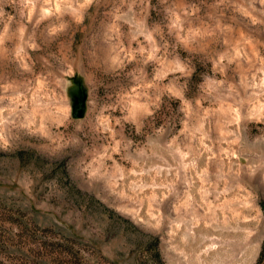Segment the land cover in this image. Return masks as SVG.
<instances>
[{"label":"rangeland","instance_id":"1","mask_svg":"<svg viewBox=\"0 0 264 264\" xmlns=\"http://www.w3.org/2000/svg\"><path fill=\"white\" fill-rule=\"evenodd\" d=\"M263 201L264 0H0V264H264Z\"/></svg>","mask_w":264,"mask_h":264},{"label":"water","instance_id":"2","mask_svg":"<svg viewBox=\"0 0 264 264\" xmlns=\"http://www.w3.org/2000/svg\"><path fill=\"white\" fill-rule=\"evenodd\" d=\"M82 115H83V109H79L78 112H77V117L81 118Z\"/></svg>","mask_w":264,"mask_h":264},{"label":"trees","instance_id":"3","mask_svg":"<svg viewBox=\"0 0 264 264\" xmlns=\"http://www.w3.org/2000/svg\"><path fill=\"white\" fill-rule=\"evenodd\" d=\"M262 209H263V212H264V201L262 203ZM264 256V252L262 253V257ZM259 264V263H258Z\"/></svg>","mask_w":264,"mask_h":264}]
</instances>
